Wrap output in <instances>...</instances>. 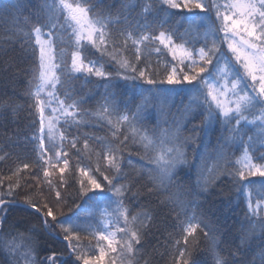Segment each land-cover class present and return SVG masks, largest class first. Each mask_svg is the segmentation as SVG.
<instances>
[{"label":"snow or ice","instance_id":"1","mask_svg":"<svg viewBox=\"0 0 264 264\" xmlns=\"http://www.w3.org/2000/svg\"><path fill=\"white\" fill-rule=\"evenodd\" d=\"M156 3L161 6L159 12L182 10L183 21L173 24L171 18L157 17L154 7ZM136 6L142 9L138 17L125 14L122 18L112 19L97 14L93 0H42L36 9V23L30 31L24 32L21 29L13 33L22 40V49L26 47L35 57L33 79L36 83L32 85L29 82L28 93L32 100L29 111L35 109L38 117L35 122L39 124L36 135L31 138L36 153L34 163L42 170L49 192L56 189L54 206L62 205L65 199L61 197L59 188L48 179L52 175L49 169H58L61 174L60 186L67 185L68 180L63 174L69 168V150H75L78 162L73 180L79 184L77 199L89 209L98 208L101 203L115 204L118 210H122L123 227L120 226V217H117L116 231H111L107 225L100 229L91 222L78 223L74 216H64L58 220L53 207H49L48 203L33 201L28 196L24 200V211L34 210L43 231L33 226L25 228L29 233L27 237L13 233L7 226V220L11 215L8 209L14 211L13 206L19 204L14 192V188L21 186V169L17 168L12 173L17 176V180L9 183L6 191L0 192V247L16 257L11 261L6 260L5 264H20L21 261L22 264H103L107 254L105 246L108 251L116 252L115 245L118 243L121 244V254L130 256L138 251L135 246L141 245L142 239L148 235L147 221L151 218L147 213L132 215L124 203L130 197L140 196L139 192L132 191V186L120 182L121 179H127L122 169L124 151L128 147L126 141L139 143L145 153L141 159L146 163L141 165L140 170L151 185L147 190L149 195L157 198L166 195L167 199L160 203L171 207L173 211L179 209L182 214L180 226L183 245L178 249L179 259L173 258L174 264H189L193 250L200 251L201 239L209 242L213 264H264V186L257 193L259 198L255 203L253 189L249 186L252 184L249 177H264V0H225L223 3L220 0H152L151 3ZM125 8L134 10L131 4H126ZM149 15L154 17L151 23L148 22ZM175 15L177 13H171V17ZM117 24L122 27L116 28ZM69 30L70 37L66 42L63 36ZM117 33L124 37L119 44ZM45 36L47 39H44ZM129 40L134 48V59L123 55ZM65 43L75 49L71 53L70 65L63 60ZM109 43L112 51H109ZM58 44L61 46L59 61L55 53ZM154 44L162 45L175 61L162 74L156 73L154 69L150 72L147 64L139 66L141 45L147 49ZM88 45L100 52L101 56H107L115 62L117 67L114 71H106L104 64L90 59L87 56ZM118 47L121 51L115 54ZM154 51L159 53L162 49L155 47ZM195 55H198V59L194 58ZM65 69L69 79L95 76L108 82L103 103L96 112L82 109L87 99H76L68 82L61 80ZM219 71L225 75L230 73L232 78L217 89L213 84V73ZM204 73H208V76H204ZM115 79L132 81L134 86L136 81H141L151 87L139 89L138 95L143 103L132 109L127 103L117 100L108 89ZM57 84L62 87L67 85L69 89L64 92V99L56 94ZM42 94H46L47 98H42ZM185 95H190L192 99L186 105L181 99L178 108L180 114L177 117L169 108L174 106V97ZM53 101L57 107H51ZM153 101L160 115L157 126L169 124L168 128H161L155 138L138 128L147 119L146 113ZM46 107L51 108L53 115H45ZM8 110L15 112L17 109L13 104L0 102V113ZM57 112L59 116L54 115ZM92 116L101 117L111 128V138L88 133L76 134L81 127L94 126L89 123V117ZM61 119L63 131L57 127ZM122 125L131 130V137L121 133ZM249 125L255 126L253 135H248ZM215 131H219L220 136L217 138L216 154L211 156L204 137H211ZM185 132L188 134L185 135ZM137 135L139 140L136 139ZM46 140L49 141L48 147L45 146ZM89 141H93L96 146H90ZM78 143L82 147L77 148ZM236 143L242 146L243 154L238 161L239 167L230 171V165L220 164L219 161L225 159L224 148ZM189 146L194 155L197 148L202 149L195 164L188 159ZM256 151H259V155L254 157ZM210 158L217 161L211 168L207 167ZM85 159L89 163L81 167L80 161ZM128 163L131 164L130 159ZM30 166L29 163L23 164L24 169ZM188 166L201 170V180L198 181L200 191L194 194L195 197L208 192L209 186L221 177L224 178L221 183L230 180L247 197L249 211L235 237L231 230H226L220 233L224 239L219 240V230L210 227L195 211L200 206L198 200L188 201L172 192V188L179 187L175 183L179 171ZM75 172L79 173L78 180L75 179ZM108 172L112 175H107ZM204 172L210 175L205 176ZM96 174L102 177L103 182L95 178ZM35 175L38 176L39 172ZM4 179L12 181V176ZM244 181H248V184H244ZM0 184H3V180H0ZM7 197L12 199L8 200ZM73 207H80L75 199L69 212ZM57 228L63 233L62 237L56 232ZM197 229L199 236L195 235ZM117 232L122 233L120 240L116 239ZM45 233L51 240L62 239L67 242L66 248L70 249L67 257L37 260L34 255L36 236ZM82 233L97 237L98 245L104 242V245L98 247V254L89 256L83 252L80 247ZM5 234L12 239L4 240ZM17 238L25 242L16 243ZM174 244L181 245V241L176 240ZM257 249L258 257L253 255ZM193 264H208V261H193Z\"/></svg>","mask_w":264,"mask_h":264},{"label":"trees","instance_id":"2","mask_svg":"<svg viewBox=\"0 0 264 264\" xmlns=\"http://www.w3.org/2000/svg\"><path fill=\"white\" fill-rule=\"evenodd\" d=\"M152 0H93L96 5L95 12L97 14L110 17L112 19L122 18L127 14L130 17H138V14L142 10L136 5H142L145 3H151ZM221 3L225 0H220ZM42 3V0H0V102H7L13 104L16 107V111L8 110L0 113V180H3V184H0V192L6 191L9 183H14L17 180V176H13L12 173L20 168L19 172L20 187L14 188L16 200L24 201L26 197L30 196L33 201H39L41 204L48 203L49 207H53V213L57 216V219H62L64 216H74L78 223L91 222L94 227L103 229L105 219L110 223L111 231H116L115 224L117 217H120V226L123 227L121 211L118 210L115 204L101 203L98 208L89 209L82 201L77 199V189L79 184L73 180L74 168L77 161V157L74 155L75 150H69V168L64 172L63 176L68 180L67 185H61L58 169L50 168L49 171L52 175L48 178L52 180L60 192L61 197L65 199V203L60 206H54L55 188L49 192L48 184L43 177L42 170L38 169L34 163L36 160V153L33 151L32 137L36 135L39 124L37 121L35 109L29 111V107L32 104L28 93L30 91L31 81L32 85H35L36 81L33 79V73L36 69L35 57L31 55L30 51L25 48L22 49V40L19 35H13L14 32L18 33L19 30L24 32L30 31L32 25L36 23L35 14L36 9ZM126 4L134 6V10L125 8ZM157 10V17L160 19H172L173 24L176 21H183L182 10L171 9L168 13L159 12L160 4L154 5ZM177 13L174 17H171V13ZM91 15V13H90ZM154 17L149 15L148 22L151 23ZM32 23V24H31ZM185 27L187 22L184 21ZM122 25L117 24L116 28H120ZM183 31V29H181ZM45 31H47L45 29ZM159 29L157 28L156 34ZM135 36V33H133ZM70 37V30L65 33L63 38L67 42ZM117 43L123 40L124 37L116 34ZM87 42H85L86 44ZM179 43V42H178ZM200 45H197L199 47ZM87 56L92 60H97L99 63L104 64L106 71H114L117 67L115 62L110 61L107 56H101L100 52L90 45L87 46ZM155 47H160L161 52L154 51ZM64 53L63 60L65 64L70 65L71 53L75 51L74 47L65 43L63 45ZM109 51H112L111 44L109 43ZM121 50L119 47L115 54H119ZM57 60L59 61L61 46L58 44L55 48ZM134 48L131 40L127 43V50L123 51V55L129 59H134ZM194 58L198 59V55ZM170 53L166 49H163L162 45L154 44L152 47L145 48L141 45V61L139 66L143 67L148 65L149 71L152 69L158 74H162L165 68H170L171 64H174ZM63 66V65H62ZM59 74V69L57 70ZM218 72L213 73V77H217ZM80 76V74H76ZM204 76H208V73H204ZM213 78V79H214ZM62 81H67L70 85V90L76 99L84 97L87 99V103L81 107L89 112H96L99 105L103 103L104 94L106 92V86L108 82L101 78L90 76L82 77L79 79H69L67 71L61 76ZM221 80V79H219ZM136 86L132 81H125L123 79H115L112 81L111 86L108 89L115 94L116 99L123 101L134 109L136 105L143 103L142 98L138 95L139 89L149 88L150 85L136 81ZM170 87V86H169ZM69 90L67 85L62 87L61 84L56 85V94L60 99H64V92ZM186 105L190 102L192 97L185 95L183 97H174V106L169 108V111L179 116V105L181 102ZM56 105L55 101H53ZM57 106V105H56ZM123 107V106H122ZM147 119L142 125H138V128L142 131H147L153 138L159 135L161 128H168L169 124H162L158 127L160 122V115L157 111L156 102L153 101L149 106L146 113ZM251 119V117H249ZM169 123H171V116H169ZM35 122V123H34ZM90 125L81 127L77 135L88 133L90 135L111 138V128L107 126L103 119L99 116L89 117ZM250 131L248 135H253L256 131L253 125H249ZM60 129L64 130L63 119L60 122ZM121 133L127 134L131 137V130L127 129L126 125H122L120 129ZM185 135L188 133L185 132ZM220 136L219 131H215L211 137H204L205 142L209 145L208 151L211 156H215L217 148V138ZM82 138V136H81ZM123 137L121 136V139ZM139 140V135L136 136ZM247 139V137H245ZM67 146V141L64 142ZM128 147L124 151V163L122 164L123 172L126 174L127 179H121V183L132 186L133 192H139L138 198H129L125 200V206L132 215L147 213L151 218L148 223V235L142 239L141 245H136L138 251L132 255L121 254V244H116V252H110L106 250V255L103 260V264H174V257H178V249L183 245V232L180 226L182 214L180 210L173 211L171 207L161 204V200L167 199L166 195H162L159 198L156 196H150L148 188L151 186L147 177L143 175L140 168L146 161L142 160L144 151L139 143L132 144L130 141H126ZM223 143V141H221ZM90 146L95 147L93 141H89ZM49 145L46 143V147ZM82 147L80 143L77 144V148ZM98 150V148H97ZM201 148L196 149V154L192 152L191 146L187 149L188 159L195 164ZM130 153V155H129ZM225 159L219 161L220 164L230 165L229 170L234 171L239 167L238 161L242 157L243 148L239 143L229 144L224 148ZM254 157L259 155V151L253 153ZM131 160V164L128 160ZM93 163L95 158L93 157ZM259 162V161H257ZM24 163H29L31 166L28 169L23 168ZM89 161L87 159L80 161V166L85 167ZM217 163L214 159L207 161V167L211 168L213 164ZM151 167H155L151 165ZM39 172V175L35 173ZM91 174V173H90ZM107 175L111 176L112 173L108 172ZM205 176H209L208 172H204ZM7 176H12V181L4 179ZM79 173L75 172V179L78 180ZM96 179L102 181V177L96 174ZM221 177L217 179L214 184L209 186L208 192L195 197V193L200 191L198 181L201 180V170L198 167L188 166L183 167L179 171L178 179L175 181L179 185L178 188H172V192L181 195L185 200L191 201L197 199L199 207L195 208V211L202 216L203 219L214 229H218V239L223 240L224 236L220 233L226 230H231L232 236L238 233L241 223L245 221V215L249 209L247 207V197L244 193L237 190L235 185L230 180H225L221 183ZM249 181L252 182L249 185L253 189V201L259 197L257 193L264 186V177L253 176L249 177ZM103 182V181H102ZM244 184H248V181H244ZM6 199L11 200V197ZM73 199L76 203L80 204L79 208L73 207L69 212V207L72 206ZM11 209V215L8 217L7 226L13 233H20L23 237H27L29 233L26 232V227H38L43 231L42 225L35 218L34 210L31 212L24 211V208L14 207ZM120 214V215H119ZM49 220L51 218L49 217ZM56 232L62 237L63 233L60 229H56ZM195 235L199 236L200 232L197 229ZM122 233L117 232L116 239L120 240ZM7 234L4 235V240H11ZM180 240L181 245H175L174 241ZM191 241V237H189ZM16 243L23 244L22 238H17ZM66 243L63 240H51L45 233L42 236H36V243L34 245L37 260L44 258L67 257L70 249L66 248ZM104 245V242H100L98 245V238L91 235L81 234L80 247L84 253L91 256L98 254V247ZM200 251L193 250V258L189 264H193V261H203L207 259L208 264H213L212 256L209 251V242L201 239ZM253 255L258 257L259 249ZM16 257L7 252L3 247H0V264H5V261H11ZM74 259V257H73ZM22 264V261L20 262ZM82 264V262H79Z\"/></svg>","mask_w":264,"mask_h":264},{"label":"rangeland","instance_id":"3","mask_svg":"<svg viewBox=\"0 0 264 264\" xmlns=\"http://www.w3.org/2000/svg\"><path fill=\"white\" fill-rule=\"evenodd\" d=\"M69 2H73V0H69ZM44 39H47V36H45ZM221 69H223V64H221ZM231 78H232V77H231L230 73H229L228 75H225V73H224L223 71H219V72L217 73V77L213 79V84L216 86L217 89H220V88H222V87L227 83V81H229ZM219 79H221V80H219ZM230 86H231V85H229V87H230ZM50 90H51V89H49V91H50ZM42 98H47V97H46V94H42ZM209 99H211V98L209 97ZM51 107L54 108V107H57V106L54 104V102H52ZM45 115H46V116L53 115V113L51 112V108H49V107H46V108H45ZM54 115L59 116L60 113L57 112V113H55ZM258 123H259V122H258ZM57 127L60 128V124H58ZM253 128H255V126H253ZM45 142L49 145V141H48V140H46ZM105 225H107V226L109 227V229L111 230V228H110V223H109L108 220H106V219H105V222H104L103 228H104Z\"/></svg>","mask_w":264,"mask_h":264},{"label":"bare ground","instance_id":"4","mask_svg":"<svg viewBox=\"0 0 264 264\" xmlns=\"http://www.w3.org/2000/svg\"><path fill=\"white\" fill-rule=\"evenodd\" d=\"M45 146H46V142H45ZM17 201H19V204L18 205H14L13 207H21V208H24V201H22V200H17ZM8 210L10 211L11 209H8ZM60 240H62V239H60Z\"/></svg>","mask_w":264,"mask_h":264}]
</instances>
